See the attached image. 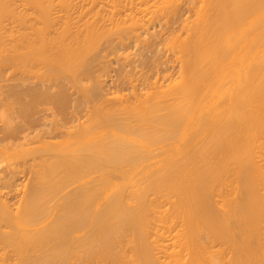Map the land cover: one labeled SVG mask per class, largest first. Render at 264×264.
<instances>
[{
  "label": "bare ground",
  "instance_id": "1",
  "mask_svg": "<svg viewBox=\"0 0 264 264\" xmlns=\"http://www.w3.org/2000/svg\"><path fill=\"white\" fill-rule=\"evenodd\" d=\"M15 1L0 0V63L29 74L23 121L0 126V264H264V0H199L177 75L104 104L102 40L146 39L180 0H58L55 17ZM54 74L101 97L84 120ZM49 101L66 117L45 118Z\"/></svg>",
  "mask_w": 264,
  "mask_h": 264
},
{
  "label": "rangeland",
  "instance_id": "2",
  "mask_svg": "<svg viewBox=\"0 0 264 264\" xmlns=\"http://www.w3.org/2000/svg\"><path fill=\"white\" fill-rule=\"evenodd\" d=\"M21 1H23V0H20V1L19 0H16L15 1L16 3L13 2L14 3V4H12L13 7L14 6L16 7L19 3L22 5L23 2L21 3ZM50 1H51L50 4H49L50 14L51 13L54 14V15L51 14L52 16L55 17V15L58 16V14L65 13V11H64L65 10V7H64V5L60 1L59 2L61 4L58 2V0H50ZM79 1L76 0V3L79 4L78 7H80V5H81L80 4L81 2H79ZM81 1L83 2V0H81ZM47 2H49V0H47ZM73 2H74V4H73L74 5V8H75L77 4L75 3V0ZM73 2H71V3H73ZM198 2H199V0H195V3L193 1H191V0H180V3L182 5L180 4L181 7L180 6L178 7V9H177L178 11H176L175 13H172V12L169 11L171 15H169L168 14L169 12H168L167 15L165 14L164 19L161 18L162 21L158 22L160 19L159 20L155 19L156 23L155 22L151 23V25L149 26L151 29H150V31H148V32H150L149 33L150 35L147 32L146 39H145V36H143V35H141L139 37L140 39L139 38H135V36L130 35L131 36L130 38L128 36L127 38H125L127 40H124L123 39L124 42H122L121 44H119L120 42L117 41L118 40L117 38H119L118 37V34L115 33L117 36L113 34V36H116V37H113L112 36V40L111 41H109L110 39L109 40L108 39H105L104 41L102 40L103 43L101 42V45H103V46H99V49L101 48L100 49V53H99L100 56L97 57L98 59L93 63L94 66H95V68H93V71H95V72H93V74L95 76L93 75V77H95L96 80L99 77V79H98L99 81L97 80V82H98L99 86L102 85L101 88H100L101 89L100 92H102L101 94H103V95H101V97L103 96L104 99H101V97H100L99 100L100 99H101L100 101L104 100V102L102 101L103 104L110 102V100L113 101L115 98L116 99H122V98H124L123 96H126V97L129 96L130 97V95H131L130 98H132V95H134V93L136 91L138 93H143L147 89V87H148L147 84L150 83V82H154V80L156 78H158L160 82H163V79H162L163 76L165 78V77H168L169 75L171 76V75H174V74L178 73V69H179V67L177 66L178 62L175 60V59H177V58H175V57H177V54H175V53H177L176 52L177 49H176V47H173L172 44L174 45V43H175L174 39L175 38L178 39L179 36H181V35L184 36V35L187 34L188 26H189V24L190 25L192 24V21H193L192 19L194 18L195 10H196L197 3ZM21 5H18L17 6V9L18 10H21L22 9L23 6L21 7ZM24 5H26V4H24ZM50 5H52V7ZM106 5L107 4H105L103 8L109 9V5H107V6ZM26 7H28V5H26ZM62 7H64V9H62ZM17 9L15 8V10H17ZM24 9H26V8H24ZM52 9H53V11H51ZM77 9L78 8L76 7L75 10H77ZM123 9H125V8H123ZM60 10H62V11H60ZM75 10L72 11V12L73 13H76ZM27 11L29 12V9H27ZM124 11L125 10H122V12H124ZM127 11H125V12H127ZM150 14H148V16ZM167 16H168V18H167ZM11 20L9 18H8V20L7 19L4 20L5 21L3 23L4 24V27L6 26L4 29H6L7 27H9L10 30H11V28H13L16 31L17 28H19V26H18L19 23H18V21L15 22V20H12V21ZM190 21H191V23H190ZM185 24H187V26ZM155 26H156V28H154ZM151 31L152 32L154 31L153 33H155V34H153ZM174 34H176V36L175 37L174 36L172 37V35H174ZM177 34H179V35L177 36ZM144 35H145V33H144ZM159 35H160V37H159ZM165 35L167 36V38H165L166 37ZM164 38H165V40H164ZM172 38H173V40H172ZM179 38H182V37H179ZM136 40H138L141 44L138 43V41H136ZM169 40L170 41L172 40V43ZM116 41L118 42L119 45H117V42ZM165 41L166 42L168 41L169 43H166ZM115 43H116V45H115ZM123 43H124V45H123ZM152 44H153V46H152ZM138 45H139V47H138ZM124 46H125V49L123 48ZM174 46H176V45H174ZM170 47H171V49H170ZM147 48H148V50H147ZM152 48H154V50ZM142 52H143V54H142ZM146 54L148 55V57H147ZM144 57H145V59H144ZM140 59H142V61ZM154 59H155V61H154ZM8 64L0 63V126H4L6 124V122H4L5 121V118H6V121L8 119H10L8 122H11L12 124H16V120L17 121H20L19 123H21L23 121V120H19V118L21 119L22 117H21V115L19 113H17V111L19 112V110H20V106L17 104L18 103L17 100L19 98H17L18 95L15 92L17 90H19V89H21V90L23 89V86H22V83L23 82H22L21 78L22 77L24 78L25 77V74L28 75L29 73L22 72V73H24V75H23L21 73V69L20 68H17L15 65H13L11 63H8ZM10 65H12V66H10ZM96 75H97V77H96ZM51 76H53V75H51ZM55 77L57 78V76L55 74H54L53 77H50L49 76V78H51V79L54 78V79H52V81L55 80V83H56V81L59 80L58 81L59 83L62 82L63 84H65V85H62V86H64V88L67 86L66 87L67 88V94L69 93V95H70V101L72 100V102H71L72 104L70 102L68 104V107L71 110H69V108H68V109H66L65 112L66 113L68 112L71 115L72 114L74 115V116L72 115L73 117H71L70 114H68V117L71 118L70 121L73 120L72 118H75V119L79 118L76 121H75V119L73 120L75 122H78L81 119L82 114L84 112L85 113L87 112L85 109H87L88 112H89V110H91L90 108H92L95 103L96 104L98 103V101H99L98 98H97L98 101H96V100H92L91 101L89 99L83 98L81 96L82 94H81L80 90H78L79 88L76 87L75 85H72L71 86V84H70L71 82L69 83V81H71V80L68 81V79H67V81H66V78H64V80H65V83H64V80L63 79L60 80V78H62V77H59L58 80H56ZM160 78L162 80H160ZM51 79H48V81H47V78H46L45 80L51 84V81H50ZM53 83L51 84V86L53 85ZM55 83L52 86L53 89H52V87H50L52 89V90L50 89L51 92H53V91L55 92L56 89L58 90L59 85L61 87V83L60 84L57 83L59 85H58L57 88H55L56 85H57ZM66 83H67V85H66ZM103 88H105V89H103ZM13 90H15V92ZM76 90H78V91H76ZM71 92L74 93V94H72ZM14 94H15V96H14ZM107 94L110 95V96H108ZM118 94H119V96H118ZM121 94H123V96H121ZM76 96L79 99H75ZM106 96L108 98L110 97V99H108ZM112 97H114V98H112ZM117 97H119V98H117ZM75 100L78 101V102H75L74 103ZM47 102H45V104H47V105H45V104L39 105L40 107L43 106L42 108H45V107L46 108H49L50 107L49 109H46L45 108L46 110L45 109H42L44 111L41 112V114L46 111L44 113L45 115H43L44 117L46 116L45 118H49V117L51 118V117H53V119H51V120L59 121V119L62 118L64 116V114H62V112L60 111L61 112L60 114L62 115V117H59L61 115L60 114H57L59 112L55 108L56 105L53 106V105H51V104H53V102H50V101H49L50 103H47ZM79 102L80 103L82 102V106L79 105L80 104ZM83 103H85V104H83ZM91 104H93V105H91ZM73 105H75V107L78 106L79 109H77L75 107H70V106H73ZM83 106H85V107H83ZM82 107H83V109H80ZM51 108L54 109V110L56 109V110L55 111L54 110H51ZM72 109H76V111H74V110L72 111ZM47 111H48V113H47ZM49 111H51V112L54 111L55 114L53 115V114L49 113ZM80 111H82V113H80ZM12 113H14V114H12ZM46 113H47V115H46ZM85 113H84L83 116H86L87 115V114L85 115ZM15 114H17L16 115L17 117L15 116ZM49 114H51L52 116H50ZM10 115H12V116L14 115L16 117V119H14L15 118L14 116L12 117ZM55 115L58 116L59 118L57 117L58 119H56V116ZM54 117H55V119H54ZM64 117H66V114H65ZM69 118H68V121H69ZM83 118L85 119V117H82V120H84ZM11 120H13V122ZM48 120H50V119H46V121H48ZM82 120H80V121H82ZM60 121H61V119H60ZM70 121H69V123H70ZM73 121L71 123H75ZM1 134H2V132H1V128H0V135ZM11 160L13 161V159H11ZM5 162H7V161H5ZM5 162H4L3 166H6V164H9L10 161L8 159V162L7 163H5ZM16 165L19 166V167H16L17 168L16 170L19 171L20 169H22L20 167V166H22L21 164H19V165L16 164ZM19 173L17 174V175H19L17 177V179H18L17 182L20 183V184H22V183L25 182L24 181V178L25 177L22 176L23 174L21 172H19Z\"/></svg>",
  "mask_w": 264,
  "mask_h": 264
}]
</instances>
